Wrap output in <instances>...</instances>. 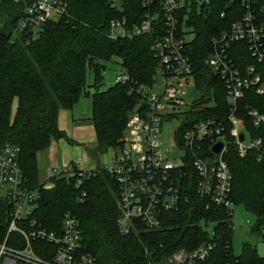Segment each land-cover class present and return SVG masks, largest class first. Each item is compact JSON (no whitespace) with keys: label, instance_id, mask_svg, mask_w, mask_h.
<instances>
[{"label":"trees","instance_id":"16d2710c","mask_svg":"<svg viewBox=\"0 0 264 264\" xmlns=\"http://www.w3.org/2000/svg\"><path fill=\"white\" fill-rule=\"evenodd\" d=\"M71 9L69 21H51L43 25L38 35L27 43L20 34L15 41L0 29V156L6 143L20 149L19 164L31 187H41L38 154L50 147L53 139L67 137L59 128L58 115L62 108H71L86 90L88 68L98 73L93 99V120L98 147L93 152L104 154L111 148L121 147L133 107L137 102L128 93V85L116 83L100 92L101 59L118 56L125 70L139 83L154 80L158 60L151 51L154 36L143 35L129 39H111L110 22L119 12L109 6V0H66ZM145 14L138 0H130ZM263 3L264 0H251ZM223 3V2H222ZM216 0L207 15L194 12L193 25L197 36L189 47V55L198 77V86L214 90L217 107L227 114L226 89L223 81L205 65L210 54L212 37L239 19L243 9L239 1L233 3L222 15L223 5ZM129 17V10L125 12ZM240 68L254 63L264 82V63L257 62L252 54L238 53ZM18 98V108L13 116V103ZM256 108L264 113V93L247 90L240 101V116L246 118L248 110ZM254 139H262L261 149H253L246 156L239 154L235 144L229 146L225 159L233 174L231 199L243 202L258 218L255 229L264 228V123L255 126L246 121ZM261 157V158H260ZM191 162V161H190ZM189 173L179 179L184 192L177 210L167 212L162 228L148 231L141 226L129 235L121 233L118 219L119 190L115 177L100 168L77 174L71 179L55 178V187L44 190L35 216L50 229H57L65 212L75 213L81 223L83 250L90 253L97 264H158L174 253L185 249L193 251L204 243L214 247L210 255L196 264H264L251 244L244 253L235 256L232 251L233 215L224 207L208 206L197 195L198 176L190 166ZM79 173V172H78ZM79 179L81 186L76 187ZM87 192L85 202L78 195ZM6 202L0 201V242L6 239L8 219ZM213 224L210 233L206 226ZM263 227V228H262ZM16 237L8 243L14 246Z\"/></svg>","mask_w":264,"mask_h":264},{"label":"built area","instance_id":"2783aa9c","mask_svg":"<svg viewBox=\"0 0 264 264\" xmlns=\"http://www.w3.org/2000/svg\"><path fill=\"white\" fill-rule=\"evenodd\" d=\"M0 1L25 5L15 28L27 43L48 22L73 18L66 0ZM138 1L145 9L141 18L130 0H109L110 8L120 14L110 22L109 37L134 40L152 35L151 51L158 60L150 84L135 81L126 70L116 78V83L128 85V93L137 98L120 150L114 152L110 164L102 167L113 174L118 185V226L124 235L137 232L141 226L148 231L162 228L164 214L180 207L184 192L179 179L189 173L190 166L198 176L197 195L208 206L224 207L233 215V174L225 159L229 146L235 144L239 154L246 156L263 145L262 139L251 136L246 121L259 126L264 123V113L251 108L246 118L240 116V101L250 89L263 94L264 82L257 65L240 68L237 55L247 51L257 62L264 63V2L216 0L223 2L222 15L236 1L243 9L239 19L212 37V49L204 61L224 83L228 110L222 114L215 109L214 90L198 86L189 55V47L197 36L193 14L207 15L215 0ZM127 10L130 17L125 14ZM191 86L199 87L203 95L188 103L185 97ZM167 127L173 128L171 147L164 142ZM219 143L223 147L217 153L215 147ZM19 153L18 146L6 143L0 156V201L9 206L5 211L9 223L7 236L0 242V264H97L94 256L83 250L84 231L75 213L65 212L57 229L44 226L35 216L43 191L55 187L53 179H71L77 174L84 177L88 171L68 165L55 171L52 183L34 188L20 167ZM82 181L79 179L77 188ZM87 195L83 191L78 200L85 202ZM11 235L21 239L20 246L8 243ZM213 247L208 242L193 251L182 249L169 257L166 264H196L205 260Z\"/></svg>","mask_w":264,"mask_h":264},{"label":"crops","instance_id":"0c3cea01","mask_svg":"<svg viewBox=\"0 0 264 264\" xmlns=\"http://www.w3.org/2000/svg\"><path fill=\"white\" fill-rule=\"evenodd\" d=\"M13 2L18 1H0V29L6 34L9 32L7 25L10 19L15 16L13 19L15 28L16 21L20 19L24 11L10 12L6 15L5 12L10 9V4ZM18 3L25 9L23 3ZM1 13L5 15L1 16ZM90 96L85 93L71 108L60 109L58 125L67 137L53 139L50 147L38 154L42 184L52 183L55 171L68 165H78L82 170L90 172L111 163L113 155L106 160L104 159L105 154H93L98 147V139L92 118L93 99ZM18 103L19 99L16 98L13 103V116L17 112Z\"/></svg>","mask_w":264,"mask_h":264},{"label":"rangeland","instance_id":"374dc122","mask_svg":"<svg viewBox=\"0 0 264 264\" xmlns=\"http://www.w3.org/2000/svg\"><path fill=\"white\" fill-rule=\"evenodd\" d=\"M23 11L24 6L20 5L18 2H13L10 4V9L6 12V15H9L10 12ZM5 13H1V16H4ZM20 16V15H19ZM13 19L15 16L10 19L7 28L9 32L7 35L11 36L13 41L17 40L20 36V33L15 30ZM100 65H102V71L100 76L102 78L100 85V92L107 91L112 86L116 84V78L119 75H122L125 72V67L122 63V59L118 56H113L110 59H101ZM98 73L96 70H91L88 68L87 74V83L86 90L91 92V95L97 93V89L94 86L97 81ZM203 92L197 86H191L187 89L186 101L191 103L195 100L202 98ZM92 97V96H90ZM92 109H93V100H92ZM93 114V112H92ZM172 127L164 128V142L165 146L171 147L174 145V140L170 137V132ZM125 134V133H124ZM120 147L111 148L109 151L104 153V159L108 160L114 152H118ZM257 216L247 209L243 202H235L233 205V232H232V251L235 256H240L244 253V246L248 243L254 246L257 249L258 255L264 257V228L262 231L255 229L257 224ZM202 224L205 225L203 222ZM206 226V225H205ZM210 233L213 232L214 225L209 224L206 226ZM16 237L14 246H20L21 239L17 235H12ZM5 241V240H4ZM167 260H163L158 264H166Z\"/></svg>","mask_w":264,"mask_h":264},{"label":"water","instance_id":"95a60500","mask_svg":"<svg viewBox=\"0 0 264 264\" xmlns=\"http://www.w3.org/2000/svg\"><path fill=\"white\" fill-rule=\"evenodd\" d=\"M241 140H244V135H241ZM222 147H223V144H222V143H219V144L215 147V151H216L217 153H219V152L221 151Z\"/></svg>","mask_w":264,"mask_h":264}]
</instances>
